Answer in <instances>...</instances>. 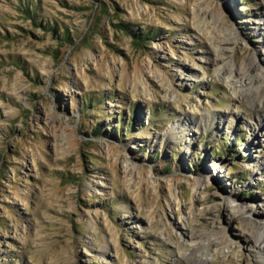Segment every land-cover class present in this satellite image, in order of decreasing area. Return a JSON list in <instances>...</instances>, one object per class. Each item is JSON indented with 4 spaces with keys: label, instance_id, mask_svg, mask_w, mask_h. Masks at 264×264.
<instances>
[{
    "label": "rangeland",
    "instance_id": "obj_1",
    "mask_svg": "<svg viewBox=\"0 0 264 264\" xmlns=\"http://www.w3.org/2000/svg\"><path fill=\"white\" fill-rule=\"evenodd\" d=\"M262 2L0 0V264H181L186 220L228 238L204 264H256L233 217L264 210L263 121L217 75L264 64ZM196 7L238 31L219 64Z\"/></svg>",
    "mask_w": 264,
    "mask_h": 264
},
{
    "label": "bare ground",
    "instance_id": "obj_2",
    "mask_svg": "<svg viewBox=\"0 0 264 264\" xmlns=\"http://www.w3.org/2000/svg\"><path fill=\"white\" fill-rule=\"evenodd\" d=\"M198 9L196 7V12L193 17L196 19H193V26L198 27L202 31L203 36H208L209 47L213 54L212 60H210L211 62L219 64L224 61L223 54H226L227 47L237 43L238 31L233 26H230V24L222 21V19L219 20V17L215 18L214 24L210 28L211 26H208V22L199 16L201 11H198ZM257 16V19L251 23L250 30L252 33L256 32L260 42L259 44L264 49V5L258 10ZM262 67H264V64L259 63L254 56H249L240 62L239 55L236 53L232 61H227L222 66H219L217 78L227 85L232 97L238 98L240 101L246 103L249 110L247 118L252 116L259 118L260 121H263L262 125H260L264 129V70ZM228 114L232 116V113ZM241 118H244V116ZM185 122L182 119V125L185 126ZM190 122L194 128H186V130H195L198 128V130L203 131L205 126L214 125V115L210 111L206 113L201 112L197 117L194 116ZM261 136H264V132L261 133ZM256 173L258 174V172ZM195 186L197 190H204L209 185L205 180L198 179ZM170 195L173 199L179 197L178 193L170 192ZM226 202L227 206L230 199H226ZM261 203H264V198L261 199ZM234 207H237V210L233 218H236L242 227L239 234H248L249 244L246 247L260 257L254 263L264 264V210H257L253 206L245 208V206L239 204H235ZM252 218H258L260 223L254 225ZM191 223V220H186V230L182 231V235L184 238L186 237L185 242L181 243V247L175 253V259L179 260L181 264H204L209 259L207 256L208 251H213L221 245L223 247L228 246V238L224 235H219L220 237L215 235L218 233L221 234L219 227H216L215 231H212L211 234L200 233L195 237L192 232L193 228ZM251 224L253 227L252 230H249L248 226ZM105 249H110V245L106 240H103L100 251L106 254Z\"/></svg>",
    "mask_w": 264,
    "mask_h": 264
},
{
    "label": "trees",
    "instance_id": "obj_3",
    "mask_svg": "<svg viewBox=\"0 0 264 264\" xmlns=\"http://www.w3.org/2000/svg\"><path fill=\"white\" fill-rule=\"evenodd\" d=\"M50 31H54L52 28H50ZM56 39H59V41L61 42H69L71 41V37L69 36V34L65 31L62 34H60L59 36H55ZM143 39V38H142Z\"/></svg>",
    "mask_w": 264,
    "mask_h": 264
}]
</instances>
